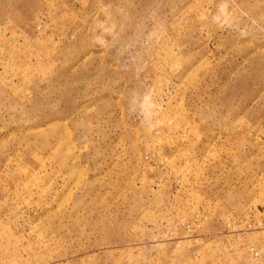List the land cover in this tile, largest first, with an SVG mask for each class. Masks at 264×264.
I'll use <instances>...</instances> for the list:
<instances>
[{
	"label": "rangeland",
	"instance_id": "374dc122",
	"mask_svg": "<svg viewBox=\"0 0 264 264\" xmlns=\"http://www.w3.org/2000/svg\"><path fill=\"white\" fill-rule=\"evenodd\" d=\"M0 264H264V0H0Z\"/></svg>",
	"mask_w": 264,
	"mask_h": 264
}]
</instances>
